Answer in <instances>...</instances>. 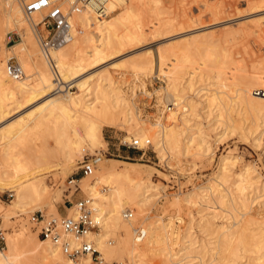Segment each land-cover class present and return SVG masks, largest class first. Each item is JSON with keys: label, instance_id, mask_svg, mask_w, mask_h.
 Instances as JSON below:
<instances>
[{"label": "bare ground", "instance_id": "bare-ground-1", "mask_svg": "<svg viewBox=\"0 0 264 264\" xmlns=\"http://www.w3.org/2000/svg\"><path fill=\"white\" fill-rule=\"evenodd\" d=\"M131 1L109 0L106 3L109 13L103 18H98L94 10L89 6L72 13L71 19L75 26L74 34L79 28L83 29L80 37L81 44L72 47L73 57L72 59L67 58L70 60L65 58V52L68 50L66 48L65 52L62 50L63 47L60 50L55 48L50 51L57 67L58 77L56 78L48 59L40 48L36 36V24L47 9L43 8L26 14L20 0H0V18L4 12L7 21L11 22L10 24L23 29L18 45L12 47L15 50L14 57L12 59L6 56L0 58V117L2 118L6 113L8 114L10 108L7 105L14 102V100L16 101L18 96L22 97L24 101H30L39 98L40 96L35 97L39 94L42 95L41 93L54 91L52 95L46 96L37 106L27 112L24 117L16 118L17 120L13 121L14 124L4 127L6 124H11L12 121H9L2 127L0 125V147L3 146L1 150L6 152L4 156V165L6 166L4 175L0 174V191L13 192V198L0 208V210H3V220L5 222H9L8 220L12 216L16 217L20 213L29 210L34 211L39 207L46 208L47 212H58L55 205L57 197L54 198L53 195H50V189L45 182V178L48 173L55 172L57 176L63 179L71 172L72 168L77 167L79 161H76V155L82 153L84 149H88L90 153H96V149L102 145L100 142L104 140L103 134H101L103 126L112 127L125 124L127 131L124 137L128 140L132 137H137L141 140L148 137L141 126L130 129L131 123L136 117L138 118V114L132 108V103L124 95L123 91L114 85V81H112L107 71H97V73L95 69V71L92 70L87 74L84 71L86 67L95 68L107 58L111 59L114 53H118L121 50L120 47L124 43L139 41L147 34V30L139 21H132L129 24L132 16L130 10ZM65 4L66 2L64 1L63 5L65 6ZM165 22L168 24L167 21ZM166 26L161 21L155 27L153 25L151 32L158 34L157 32L166 28ZM0 38L3 37L1 36ZM72 44L74 45L75 42ZM0 45L1 51L3 47L2 44ZM182 48L168 47L166 48L168 49L167 51L159 48L158 52L156 71H159L164 76L166 81L164 88L171 97V105L166 106V109L162 111L164 112V119L160 120L159 116L153 122L158 125L157 131L152 135L153 144L160 156L168 152L175 143L176 135L171 123L185 122L187 116L191 113L190 110H194L196 103L206 106L209 111H212L216 106V103H214L213 107L210 106L211 100L209 96L213 92L207 94L206 88L202 86L192 88L194 80L201 78L203 74L207 73V70L211 71V68H208L210 66V58L207 60L209 54L206 55V59H203L201 56L199 58V55L196 56ZM143 49V47L137 48L133 53L138 54ZM146 50L148 52V48ZM141 58L144 60L143 63H135L133 60L135 66H143L147 74L157 75L158 73L154 72L153 69L151 55L142 56ZM116 61H112L109 64L118 65ZM8 62L19 63L23 71L24 68L27 71L32 70L34 84L25 79L28 78L30 73H24L21 78L17 79L11 77L6 70ZM210 63L212 64V61ZM81 72L85 75L80 76ZM255 74L251 78V83L247 84V87L245 85V87L236 88L235 96L232 98L233 103H243L248 109L255 110L264 107V98L259 95L260 90L253 86V84H263L264 86V79L258 75L259 73ZM216 77L219 87H228L225 80L222 82L219 79L220 74L217 73ZM181 79L187 83L184 85ZM141 84L143 85V83ZM229 84L234 85L236 83L232 81ZM73 85L76 87L75 91L70 90ZM189 89H191V93H188ZM202 89H204L203 92ZM221 89L218 92H221ZM167 110L168 112H166ZM164 120L169 121L165 123ZM50 122L54 125L52 129L54 130L53 136H55L56 147L60 153L59 156H56V160H52L48 156H33L34 153L28 156L19 153L13 154L12 152L13 155L9 154L7 156V152L12 148H9V144L13 140L21 141L31 128L43 126ZM231 127L234 130L233 124H231ZM201 142L205 144L207 142L206 138H200L199 147L202 148L203 144ZM205 149H207V146H204ZM228 156V153L220 155L218 168L213 175L214 180L212 183L201 186L200 189L186 192L183 195L185 201L201 207L205 206V208L208 206H219V204L227 205V201L224 198L226 193H222L221 189L216 187V181L218 179L222 181V177H224L222 174L226 170L225 165ZM141 164L144 163L107 157L101 154L100 160L94 169L95 171L79 178L85 179L84 187L91 195L90 197L93 198L94 214L100 219L98 229L91 230L85 237L88 241L93 242L105 260L117 259L123 264L124 256L128 255V264H136L138 258L146 253H153L160 254L163 264H244L246 262L236 263L235 261L237 257L243 255L237 253L239 248L241 251L247 252L254 249L256 252L252 258L253 260H249V262L247 260L246 264H264V250H262L264 247V234L256 236L253 233L255 231L247 232L246 227L241 226L243 225L242 223L234 227L232 225L230 227L220 225L217 229L218 233L216 232L215 234H218L216 236L217 239L213 238L214 241L216 240L215 243L217 242L216 246H219H217L219 250L213 251L212 254H210L212 251L209 252L208 250L210 257L206 259L204 257L208 252L205 250L204 256L202 249L206 248H204L205 246L201 241L198 242L192 235L190 223L183 229L182 233L178 228H175V221L170 222L169 220L162 224L165 233L168 231L180 233L181 244L175 251H171L167 245H162L164 241L161 240L162 236H159V224L155 221L152 224L146 223L143 226L145 236L141 241H137L132 235L136 228L133 223L137 220L135 217H125L124 210L133 207L136 212H142L146 205L152 201L155 193L153 188L156 189L155 184L142 181L139 175L141 170H143ZM249 172L250 167L248 166L237 176L239 191L244 188L242 183L250 179ZM76 181H78V177ZM100 184L102 186L103 184L105 186L108 185L109 190L107 193L100 191L98 188L101 186ZM72 187L73 189L75 188L74 185ZM60 190L55 191L54 195H59ZM240 197L242 199L241 202H243V194ZM73 213V207L69 208L68 214ZM177 218L180 219V216ZM199 219L202 222L200 217ZM143 220L140 219L139 222L142 223ZM190 220H192V217ZM109 234H115V243L106 238ZM4 241L6 248L4 250L0 248V264H25V261H22L21 258L28 253L32 254L35 264H51V261H55L57 264H77L79 262L88 264L91 260L89 254L81 255L76 259L68 257L58 246L38 237L37 234L27 232L23 225L17 232L6 233ZM214 241L212 244H214ZM71 242H74V240L72 239ZM196 242L198 244H195ZM207 247H209L208 244ZM219 252L222 253L218 254V256L217 253ZM174 254L177 256L176 261H173Z\"/></svg>", "mask_w": 264, "mask_h": 264}, {"label": "rangeland", "instance_id": "rangeland-1", "mask_svg": "<svg viewBox=\"0 0 264 264\" xmlns=\"http://www.w3.org/2000/svg\"><path fill=\"white\" fill-rule=\"evenodd\" d=\"M29 1L20 0L22 7ZM130 10L132 16L129 24L132 21H139L147 30V32L145 31L147 34L139 41L124 43L120 47L121 50L112 55L113 58H107L106 62H102L95 68L86 67L84 71H86L85 74L92 70L95 71V69V72L107 71L112 81H114V85L123 91L132 103V108L138 114V118L134 117L130 129L132 130L138 126L143 127L146 136L151 139L153 145L143 155L139 150L123 145L122 141L128 139L124 137L127 126L122 124L112 127L103 126L101 134H103L104 140L100 142L102 145L96 149V153L107 157L143 162L144 164H141L143 170L139 174L142 181L156 185V189L153 188L155 193L152 201L146 205L142 212H136V209L129 207L132 211L131 217H135L137 220L133 223L134 226L143 229L146 223L158 222L159 236H162L161 240L165 243L162 245H167L171 251H175L181 244L180 233L169 231L165 233L162 224L169 220L170 222L175 221V228H178L182 233L183 229L190 223L192 235L198 242L201 241L205 246L204 248H206L202 249L204 256L208 250L209 252L212 251L210 254L219 250V246H216L217 242L215 243L216 240L214 241L213 238L217 239L218 234H215L218 233L217 229L220 225L226 227L232 225L234 227L242 223L241 226H245L247 232L255 231L253 233L256 236L264 234V107L259 110L248 109L243 103H233L232 101L236 88L239 89L245 87V85L247 87L256 72L255 75L259 73L258 75L264 79V0H132ZM219 11L220 13H218ZM3 14L4 12L0 18V35L2 33L1 36L3 37L0 38V44L3 47L0 51V54L2 53L0 58L6 56L12 59L15 51L12 47L18 45L23 29L10 24L11 22L7 21L6 14ZM161 21L168 27L166 26V28L157 32L158 34L152 33L153 25L155 27ZM82 32L83 29L79 28L72 40L56 48V50L63 47L62 50L65 52V48L68 49L65 52V58L72 59V47L81 44ZM73 42H75L74 45ZM140 47L144 49L140 53L134 54L133 51ZM168 47H183V50H188L187 52L196 56L199 55L198 57L203 59H206V55H210H208L207 60L210 58L208 68H211V71L207 70V73L203 74L201 78L194 80L192 88L202 86L206 88L207 94L213 92L209 96L210 106L213 107L214 103H216V106L212 111H209L206 106L196 103L194 110H190L191 113L187 116L185 122L171 123L175 130V143L168 152L160 156L153 144L152 135L158 129V125L153 122L159 116L160 120L164 119V112L162 111L166 109V106L171 105V97L164 88L166 86L164 76L156 70L159 50L167 51L166 48ZM147 48L148 52L150 50L149 53L146 50ZM150 55L154 72H157V75L147 74L143 66H135V63H143L142 56ZM133 60L135 63H133ZM112 61H116L118 65L109 64ZM24 73H30L28 78L25 79L34 84L32 70L27 71L24 68ZM81 73L80 76L85 75L83 72ZM217 73L220 74L219 79L222 82L225 80L228 87L218 86ZM230 81H234L236 84L231 85L229 84ZM181 82L184 85L187 83L182 79ZM253 86L260 90L259 95L264 98L263 84H253ZM74 89L76 90L74 85L70 87L71 91H75ZM141 89L144 92L138 93V90ZM219 89L222 91L218 92ZM46 93H41L42 95L39 94L35 97L40 96L39 98L30 101H24L22 97L18 96L16 101L14 100V102L7 105L10 108L8 114L6 113L2 118L0 117L1 127L9 121H12L11 124H6L4 127L14 124L13 121L16 118L24 117L27 112L37 106L46 96L52 95L54 91H46ZM188 93H191V89L188 90ZM164 121L166 123L169 120ZM231 124H233L234 130H232ZM53 128L52 122L31 128L21 140L22 142L13 140L9 144V148H12H10L11 153L10 151L7 152V156L17 153L31 156L34 153L33 156H48L52 160H56V156H59L60 153L54 140ZM201 137L207 140L205 144L201 142L203 144V146L201 145L202 148L199 147ZM204 146H207V149L204 150ZM2 148L3 146L0 147V174L4 175V168L6 167L4 156L6 152L1 150ZM132 150L134 152H131ZM92 153L88 149H84L82 153L76 155V161L78 162L83 156ZM226 153L229 156L225 165L226 170L222 174L224 177H222V181L221 179L216 181V187L221 189L222 193H226L224 198L227 205L222 203L223 205L206 206L207 208H205V206L201 207L185 201L183 195L186 192L200 189L201 186L212 183L214 180L213 175L218 168L220 155ZM248 166L250 167V179L242 183L244 188L239 191L237 176ZM74 168L76 169V167ZM74 168L63 179L57 176L55 172L48 173L45 178V182L50 189V195H53L54 198L57 197L55 205L58 212H47L46 208L40 207L34 211H41L46 216L50 214L63 215L69 213V208L72 207L70 205L74 199L91 196L84 187L85 179H79L82 176L81 174L72 175L78 177L77 182L81 189L74 190L72 185L69 188L71 183H68L67 179L75 171ZM133 176L136 177L135 174ZM100 185L98 187L100 191L107 193L109 190L108 185ZM57 190L61 191L60 194L54 195ZM241 194L244 196L243 202H241ZM12 198V191H0V208ZM59 206L64 209L63 212H60ZM29 212L32 211L20 213L16 217L12 216L8 220L9 222H5L3 220V210H0V228L3 236L6 233L17 232L22 225L27 232L36 234L32 223L28 220ZM200 212L202 213L199 214ZM178 216H180V219L177 218ZM191 217L192 220H190ZM140 219H144L142 223L139 222ZM132 235L136 238L134 232H132ZM106 238L115 243V234H109ZM213 241L214 244H212ZM207 244L213 250L207 247ZM0 248L3 250L6 248L4 239L0 241ZM262 250H264V247ZM209 252L206 253L205 257L203 256L205 259L210 257ZM221 253L219 252L217 255ZM237 253L243 254V257H237L235 259L236 263H247V260L248 262L253 260L252 258L256 254L254 249L246 252L239 250V248ZM31 255V253H28L21 260L25 261V264H35V259ZM176 259L177 256L174 254L173 261H176ZM106 260L108 262L118 261L117 259ZM194 260L196 261V259ZM128 263L129 257L126 255L123 258V264ZM51 264H55V261H51ZM136 264L163 263L160 254L146 253L137 259Z\"/></svg>", "mask_w": 264, "mask_h": 264}, {"label": "built area", "instance_id": "built-area-1", "mask_svg": "<svg viewBox=\"0 0 264 264\" xmlns=\"http://www.w3.org/2000/svg\"><path fill=\"white\" fill-rule=\"evenodd\" d=\"M64 1L66 2L65 6L63 5ZM108 1L109 0H30L24 4L23 8L26 14L43 8L47 9L36 24V34L40 48L48 59L56 78L58 77L57 67L50 51L73 39L75 26L71 19L72 13L78 12L83 7L89 6L94 10L98 18H103L109 13L106 6ZM6 70L11 77L16 79L24 75L22 67L17 62H8L6 64ZM140 92L142 93L144 90H138V93ZM122 144L139 150L141 155L153 146L149 137L142 140L137 137H132L129 140H123ZM100 156L99 153H94L83 156L79 160L75 171L70 174V177L67 179V182L71 183L69 188L71 185H74V190L81 189L76 181L77 177H73L72 175H87L93 172L100 160ZM70 206L73 207V214H50L46 216L38 210L29 212L28 220L32 223V227L36 231L37 236L58 246L68 257L76 259L81 255L89 254L91 260L88 264H122L120 261H106L101 256L100 251L94 246L93 242L88 241L85 237L88 232L98 229L100 225V219L94 214L95 208L93 198L90 196L78 197L74 199ZM131 215V209L126 208L124 210V216L131 217ZM134 235L137 241H141L145 236V231L137 226L134 230ZM3 239V232L0 228V241ZM72 239L74 242H71ZM77 264L84 263L79 262Z\"/></svg>", "mask_w": 264, "mask_h": 264}, {"label": "crops", "instance_id": "crops-1", "mask_svg": "<svg viewBox=\"0 0 264 264\" xmlns=\"http://www.w3.org/2000/svg\"><path fill=\"white\" fill-rule=\"evenodd\" d=\"M131 152H134V151L132 150ZM59 210H60V212H63L64 211V209L61 208L60 206H59Z\"/></svg>", "mask_w": 264, "mask_h": 264}]
</instances>
